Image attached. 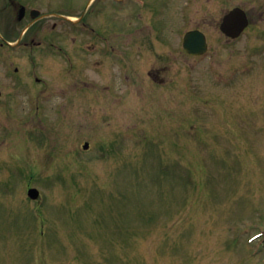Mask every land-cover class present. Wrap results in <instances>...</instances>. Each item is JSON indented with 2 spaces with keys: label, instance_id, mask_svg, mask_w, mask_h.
Wrapping results in <instances>:
<instances>
[{
  "label": "rangeland",
  "instance_id": "obj_1",
  "mask_svg": "<svg viewBox=\"0 0 264 264\" xmlns=\"http://www.w3.org/2000/svg\"><path fill=\"white\" fill-rule=\"evenodd\" d=\"M155 2L153 24L114 4L106 32L130 49L154 36V51L112 68L52 56L45 91L3 78L0 264H264V6ZM234 6L251 24L230 39L219 26ZM193 28L202 56L183 48Z\"/></svg>",
  "mask_w": 264,
  "mask_h": 264
},
{
  "label": "flooded vegetation",
  "instance_id": "obj_2",
  "mask_svg": "<svg viewBox=\"0 0 264 264\" xmlns=\"http://www.w3.org/2000/svg\"><path fill=\"white\" fill-rule=\"evenodd\" d=\"M76 1L72 0V3ZM81 1L85 2L83 8L65 9L61 0H0V90L4 87L5 77L11 79L15 88L29 86L45 91L49 85L48 70L52 56L70 62L77 54H93L100 57L99 63L107 62L112 68L118 60L129 57L130 53L142 51L147 43L153 51L156 48L154 43L158 38L154 36H143L140 38L141 45L132 47L139 50L130 52L132 41H124L117 36V41L122 45L116 47L114 35L106 34L114 4L128 12L134 7L152 10L149 20L153 24L159 12L156 0H79L77 3ZM189 1L192 6L196 0ZM252 1L259 8L264 6V0ZM260 10L263 14L264 7ZM126 15L130 17L131 13ZM125 60L118 64L128 67L126 74H123V79L128 82H124V88L120 89L124 95L125 90L130 89L131 68ZM163 69L158 72L170 68ZM124 98L126 102L131 100L129 95Z\"/></svg>",
  "mask_w": 264,
  "mask_h": 264
},
{
  "label": "water",
  "instance_id": "obj_3",
  "mask_svg": "<svg viewBox=\"0 0 264 264\" xmlns=\"http://www.w3.org/2000/svg\"><path fill=\"white\" fill-rule=\"evenodd\" d=\"M248 22L249 21L246 12L243 9L236 7L224 16L220 27L226 35L235 38L242 33V31L248 25ZM183 44L185 49L191 54H202L208 49L206 37L200 30L188 31L184 36ZM88 147L89 143H86L84 148ZM28 194L30 197L37 199L40 192L37 188H30Z\"/></svg>",
  "mask_w": 264,
  "mask_h": 264
}]
</instances>
